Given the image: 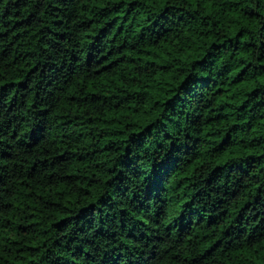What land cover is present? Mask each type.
I'll return each instance as SVG.
<instances>
[{"label": "trees", "instance_id": "16d2710c", "mask_svg": "<svg viewBox=\"0 0 264 264\" xmlns=\"http://www.w3.org/2000/svg\"><path fill=\"white\" fill-rule=\"evenodd\" d=\"M0 264H264V0H0Z\"/></svg>", "mask_w": 264, "mask_h": 264}]
</instances>
